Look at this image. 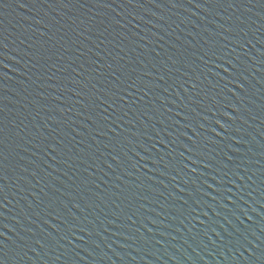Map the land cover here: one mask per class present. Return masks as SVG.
Returning <instances> with one entry per match:
<instances>
[{"label":"water","instance_id":"95a60500","mask_svg":"<svg viewBox=\"0 0 264 264\" xmlns=\"http://www.w3.org/2000/svg\"><path fill=\"white\" fill-rule=\"evenodd\" d=\"M0 264H264V0H0Z\"/></svg>","mask_w":264,"mask_h":264}]
</instances>
